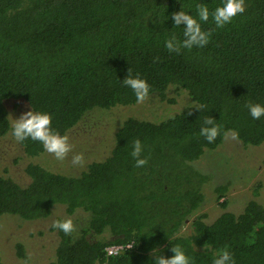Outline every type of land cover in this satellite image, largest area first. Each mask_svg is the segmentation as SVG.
Listing matches in <instances>:
<instances>
[{"label":"trees","instance_id":"trees-1","mask_svg":"<svg viewBox=\"0 0 264 264\" xmlns=\"http://www.w3.org/2000/svg\"><path fill=\"white\" fill-rule=\"evenodd\" d=\"M196 2L0 0V139L10 132V99L51 113L62 134L96 107L137 103L121 83L129 68L148 81L150 95L165 99L177 86L205 106L189 105L161 121L126 118L110 154L79 175L35 162L26 164L22 181L0 173V222L9 213L46 218L59 205L69 215L86 214L87 223L70 235L51 227L58 236L51 264H152L153 249L171 257L176 244L195 264H212L225 247L236 264H264V205L252 199L241 211L226 209L213 220L197 214L211 175L195 164L233 131L245 146L264 144V117L253 120L246 107L248 101L264 103V0H245V11L215 29L207 46L169 53L165 38L182 33L170 14L181 5L194 10ZM200 2L211 8L219 0ZM149 13L159 17L147 18ZM209 116L220 127L213 143L199 135ZM135 139L145 145L141 168L130 156ZM20 146L27 156L44 151L30 140ZM215 190L220 199L228 186ZM220 204L227 207L228 200ZM185 224L189 232L182 230ZM129 242L132 247L107 255V246ZM16 252L27 258L22 242Z\"/></svg>","mask_w":264,"mask_h":264},{"label":"rangeland","instance_id":"rangeland-1","mask_svg":"<svg viewBox=\"0 0 264 264\" xmlns=\"http://www.w3.org/2000/svg\"><path fill=\"white\" fill-rule=\"evenodd\" d=\"M195 104L185 89L171 86L166 91L165 99L154 93L142 103L107 109L96 107L68 131L73 147L62 161L45 151L36 156H27L20 144L7 135L0 139V173L22 181L26 179V164L35 162L54 172L79 175L91 161L103 160L110 154L115 133L126 118L133 116L161 121ZM7 106L12 118H18L21 113L31 110L21 99H10ZM248 146L239 139H233L230 134L222 146L207 150L195 162L201 170L211 175V180L204 186L207 201L197 214L206 213L207 219L213 220L226 209L241 211L252 199L264 205V144ZM76 154L82 155V162L74 165L72 157ZM221 184L227 185L228 190L219 199L215 188ZM225 199L228 200L227 207L220 204ZM58 217L72 218L77 229L88 221L85 213L69 215L61 205L56 206L50 216L34 220H25L16 214H4L0 222V256L3 262L25 264L30 257L29 264H51L58 240L57 232L52 230L51 225ZM182 230L189 232L191 229L185 224ZM18 242L24 245L26 259L17 255Z\"/></svg>","mask_w":264,"mask_h":264},{"label":"clouds","instance_id":"clouds-1","mask_svg":"<svg viewBox=\"0 0 264 264\" xmlns=\"http://www.w3.org/2000/svg\"><path fill=\"white\" fill-rule=\"evenodd\" d=\"M187 9L181 5L179 11H173L170 14L173 27L182 29V33L181 35L171 33L165 38L164 47L169 53L179 55L182 51H190L194 47L203 48L207 46L215 29H222L225 25L232 23L237 15L245 11V0H219V3L211 8L207 2L201 3L200 0H197L194 10L191 5H188ZM153 16L159 17L149 13L147 18ZM167 19H169V16L165 15L163 22ZM208 23L214 25V28L205 29L203 25ZM121 83L131 89L137 103H142L150 95L151 85L139 73L134 75L131 68L128 69V75ZM195 107L201 111L205 106L195 104ZM246 107L253 120H260L264 117V103L248 101ZM190 114L191 111H189ZM219 132L220 127L215 123V119L211 116L205 117L199 129V135L208 143H213ZM8 134L18 144H24L29 140L39 142L46 153L52 154L55 159L61 161L65 159L73 147L69 136L66 133L62 134L53 126V115L48 111L34 110L33 107H31V110L21 113L18 118H12L11 116V126ZM232 138L237 139L238 133L233 131ZM144 148L145 145L140 139L132 141L130 156L134 159V166L137 168H141L147 163V158L142 157ZM81 162L82 155L76 154L72 157L74 165ZM51 227L63 232L65 235H70L75 229L72 218L56 219ZM171 251L173 255L165 257L159 254L157 249H153L154 259L152 264H195V258L189 255L183 246L179 244L172 245ZM30 259L29 257L25 264H29ZM212 264H236V261L232 252L225 247L212 257Z\"/></svg>","mask_w":264,"mask_h":264},{"label":"built area","instance_id":"built-area-1","mask_svg":"<svg viewBox=\"0 0 264 264\" xmlns=\"http://www.w3.org/2000/svg\"><path fill=\"white\" fill-rule=\"evenodd\" d=\"M132 245H133L132 242L109 245L106 247L107 255L108 256L116 255L122 252L123 250L132 247Z\"/></svg>","mask_w":264,"mask_h":264}]
</instances>
